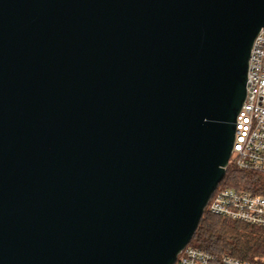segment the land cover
Masks as SVG:
<instances>
[{
  "label": "water",
  "instance_id": "95a60500",
  "mask_svg": "<svg viewBox=\"0 0 264 264\" xmlns=\"http://www.w3.org/2000/svg\"><path fill=\"white\" fill-rule=\"evenodd\" d=\"M263 28L264 0H0V264H175Z\"/></svg>",
  "mask_w": 264,
  "mask_h": 264
},
{
  "label": "built area",
  "instance_id": "2783aa9c",
  "mask_svg": "<svg viewBox=\"0 0 264 264\" xmlns=\"http://www.w3.org/2000/svg\"><path fill=\"white\" fill-rule=\"evenodd\" d=\"M239 170L264 178V28L256 37L249 60L247 95L237 120L230 159ZM207 209L216 217L264 229V195L229 187L219 188ZM175 264H256L230 256H216L188 245Z\"/></svg>",
  "mask_w": 264,
  "mask_h": 264
},
{
  "label": "trees",
  "instance_id": "16d2710c",
  "mask_svg": "<svg viewBox=\"0 0 264 264\" xmlns=\"http://www.w3.org/2000/svg\"><path fill=\"white\" fill-rule=\"evenodd\" d=\"M264 195V178L230 164L219 188ZM216 256L264 264V229L216 217L206 208L189 244Z\"/></svg>",
  "mask_w": 264,
  "mask_h": 264
}]
</instances>
